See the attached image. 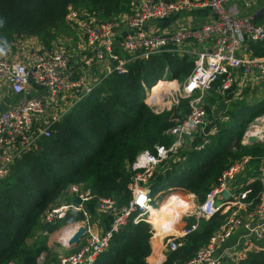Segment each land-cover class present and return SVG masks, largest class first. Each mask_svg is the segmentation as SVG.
Instances as JSON below:
<instances>
[{
  "label": "built area",
  "instance_id": "obj_1",
  "mask_svg": "<svg viewBox=\"0 0 264 264\" xmlns=\"http://www.w3.org/2000/svg\"><path fill=\"white\" fill-rule=\"evenodd\" d=\"M200 8L209 10L210 16L196 25L160 29L155 24L170 15ZM64 19L67 31L56 33L48 44L28 38L34 44L19 55L10 48L0 52V179L22 153L37 149L39 139L49 135L50 126L108 73H124L129 61L162 51L186 54L192 59V67L182 80L164 78L175 85L154 92L150 91L152 85H143V102L152 112L168 110L181 98H187L189 109L164 130L173 135L170 143H156L153 150L143 148L135 154L128 166L126 203L119 205L106 197L96 200L93 208L97 215L109 217L107 226L96 229L94 223L100 224L99 218L92 221L85 204L94 196L92 189L79 182L67 184L62 199L49 203L40 214L41 223H49L64 217L68 210L81 212L80 219L58 228L70 226L66 238L61 236L66 246L72 233L82 226L84 232L78 243L50 264H91L121 225L127 221L148 222L146 209L153 202L148 179L153 171L164 172L171 163L183 162L188 150L200 149L217 131L218 120L227 119L224 111L215 109L216 101L228 102L244 88L255 92L262 88L264 55L253 54L249 43L264 38V0H128L127 10L113 13L111 18L69 4ZM211 88L214 92L209 97ZM240 142H246V137ZM249 158L242 155L224 168L216 183L194 205L196 221L207 219L217 210L228 213L207 242L182 264L237 260L263 238L264 188L257 192L253 207L247 209L250 201L242 199L250 188L242 187L233 197L228 187L241 182L237 174ZM255 178L263 182L264 160L255 176L242 180V186ZM223 190L226 197L221 194ZM196 221L182 227L180 236L164 231L157 251L164 253L178 247L180 237L195 229ZM151 238L155 236L150 233Z\"/></svg>",
  "mask_w": 264,
  "mask_h": 264
},
{
  "label": "trees",
  "instance_id": "obj_2",
  "mask_svg": "<svg viewBox=\"0 0 264 264\" xmlns=\"http://www.w3.org/2000/svg\"><path fill=\"white\" fill-rule=\"evenodd\" d=\"M69 4L98 17L111 18L113 13L127 10L128 0H0V47L10 46L16 37L23 35H35L41 43L48 44L59 30L67 31L64 15ZM249 46L253 54L264 55V38L250 42ZM191 67L190 56L169 51L129 61L124 73L105 75L52 124L49 135L39 139L37 149L26 151L14 160L9 172L0 179V264L8 261L49 264L54 259L55 256L50 257L46 252L43 260L38 261L46 246L30 244L27 239L82 217L81 212L68 210L54 222L40 221L44 208L61 187L71 182H81L92 189L94 196L85 203L86 208L107 226L109 217L97 215L93 208L96 200L106 197L119 205L126 203L128 166L135 154L143 148L153 150L156 143H170L173 135L164 130L189 109L187 98H181L168 110L152 112L143 102V85L153 88L166 79L182 80ZM212 88L207 92L209 97L214 92ZM263 109L264 99L252 105L243 99L230 100L224 111L227 119L216 122L217 131L209 135L200 149L188 150L183 162L171 163L164 172L153 171L151 190L155 191L163 182L172 183L201 200L222 170L242 155H249L248 163L256 165L264 157V141L241 143L240 137L247 123ZM249 164L245 167L246 177L258 172L254 165L257 172L253 174ZM242 187L250 188L242 200L250 201L246 208L251 209L257 192L264 188V179L260 182L255 178ZM175 193L169 192L156 206H151L166 212L160 221L151 219L159 234L174 230L177 219L174 204L176 209L179 196ZM190 197L183 195L180 200ZM227 213L217 210L207 219H201L198 227L181 236V244L164 252L163 260L157 264H182L190 259ZM149 236L146 221H127L112 233L107 246L95 255L91 264H149L145 260L150 253ZM256 243L237 260L225 258L221 264H264V236Z\"/></svg>",
  "mask_w": 264,
  "mask_h": 264
},
{
  "label": "rangeland",
  "instance_id": "obj_3",
  "mask_svg": "<svg viewBox=\"0 0 264 264\" xmlns=\"http://www.w3.org/2000/svg\"><path fill=\"white\" fill-rule=\"evenodd\" d=\"M187 14H188V16H190L191 19L194 17L193 18L194 20L192 19L193 22L191 24L196 25L197 23H200V21H201L200 17L203 15V12L202 11H195V12H189ZM197 19H199V20L197 21ZM59 32H63V31L59 30L57 33H59ZM28 38H31V39L34 38V39L39 40V38L37 36H35V35L18 36L10 43V46H8V47H0V52L3 51L4 49L10 48V50H11V52L13 54H18L19 55L21 52H23L27 48L28 45L34 44L33 42L28 41L27 40ZM162 78H164V77H162ZM253 126H255V125H253ZM257 126L260 127V126H263V125H257ZM242 136L243 135H241L240 139L241 138L242 139L245 138V137H242ZM260 139H264V137L260 138ZM263 160H264V157L261 158L256 165H255V162L252 163V165H251V163L250 164L248 163L249 166H251L250 167L251 170H254L253 174H255L257 172L258 167L262 164ZM254 165L257 166V170H256ZM253 176H255V175H253ZM151 182H152V179L150 177L148 179L149 185H151ZM79 183H81V182H79ZM66 186L67 185L61 187V189L59 191V194L55 197V199L51 203H54V202L59 201V200L62 199V193L64 192ZM228 187H229L230 192L233 194V197H235L236 192L239 189L242 188V182H239L237 185H229ZM150 191H151L152 198H153L152 204L154 206H156L157 203H159L165 195L169 194V192H176L175 194L177 196L179 195L178 198H177L178 209H177V202H176V209H177V212H178V213H176L177 214L176 215L177 219H176V221H175V223L173 225V229L174 230L173 231L170 230L171 232L176 233V235L180 236L182 234V231L184 230V229H182V227H184V226L187 227L191 223L196 221L193 209H194V205H196L197 202H199L200 200H198L197 197L194 194L191 195V197H190L191 199H190V201L188 202V205H187V211H185V213H184V212H181L180 209H179L180 196L188 195L190 192H188L187 190H183L180 187H177V186L173 185L172 183L171 184H167L166 182H163L155 191H152L151 189H150ZM162 214H165V212L162 213ZM89 216H90L92 221L95 220V215L90 213ZM149 216H150V214H149ZM98 218H99V221L103 220V219H100V217H98ZM201 219L202 218H198L197 219L196 228L198 227V224L200 223ZM173 220L174 219H171V221H173ZM147 223L149 225V230H150L151 235H154L155 238L149 239L150 253L145 257V260L150 261L152 264H157L158 262H160L162 260V255H158V253H156V255H155L154 251H157V250L160 249L159 248L160 246L158 244L160 243L159 242V239H160L159 237L162 235V233L159 234L157 232L156 228L154 227V226H156V224H153L152 221L148 220ZM159 225H161V224H159ZM58 228H55L51 232H47L45 234H37L33 238L27 239V242L30 243V244H37V245L38 244H44L46 246V251L43 250L41 252L40 256L37 257L38 261L43 260V256L47 252L50 257L55 256L54 259H52L49 262V264H50V263H53L56 260V258H57V256L59 254H62V253H65V252H68V251L71 250V248L65 246L64 242H62V240H61L62 239L61 236H64V238H66V236L68 235L69 229L64 231V233L62 234V230L64 229V227L61 228V229H58ZM160 229H162V228H160ZM161 253H163V252H161ZM163 255H164V253H163ZM156 257H159V258L156 259Z\"/></svg>",
  "mask_w": 264,
  "mask_h": 264
},
{
  "label": "crops",
  "instance_id": "obj_4",
  "mask_svg": "<svg viewBox=\"0 0 264 264\" xmlns=\"http://www.w3.org/2000/svg\"><path fill=\"white\" fill-rule=\"evenodd\" d=\"M195 11H202L203 12V15L200 17V20H201L200 22H202L203 17L205 18L207 16H210L209 10L204 9V8H202V9L200 8V9L191 10V11H182V12L176 13L175 15H170V16L162 19V20L156 21L155 24L160 29H162V28H165V29H174V28H177V27H182V26H185V25H189V24H191L193 22L192 19L194 17L191 19L190 16H188L187 13H189V12H195ZM198 20L199 19H197V21ZM263 86H264V84H263ZM263 86L259 90V92H255V91H252V90H247V92H245L243 89H241L239 91V95H238V97H236V99H238V100L243 99V100H245L246 104H249V105L255 104L259 100L264 99V87ZM232 99H235V98H231L230 100H232ZM218 100H219L218 102L216 101V104H215L216 107H215V109H220L222 111H225V109L227 107V104L229 103L230 100L228 102H225V101H223L221 99H218ZM221 104H222V106L219 107V105H221ZM253 125H255V126H257V125H263V126H260L259 127V130L260 131H257L258 132L257 133V132H255V131H253L251 129V127ZM263 127H264V109H263V111L260 114H255L254 117L247 123V125L245 127V130L243 131V134H242L243 136L242 137H247L248 135L251 134V135H254V137L258 138L259 140L264 141V139H260L259 138V137H264V130L262 131V128ZM245 167H244V169H243V171L241 173L237 174V180L238 181L241 180V182H242V180L244 179V177L245 178H248V177H246L247 174H246ZM152 209H154V208H152ZM155 209L156 210H160L162 213L165 212L164 209H158V208H155ZM174 209H175V204H174ZM165 214H166V212H165ZM165 214H163V217L165 216ZM157 215H160V214L157 213ZM94 224H95V227H96L97 230H100L101 228H103V222L102 221H101V224H99V222H98V225L96 223H94ZM156 253H158V255H162V253L159 252V251H154V254L155 255H156ZM158 258L159 257H156V259H158ZM163 258H164V256L162 255V260H163ZM147 262L149 264H152L150 261H147Z\"/></svg>",
  "mask_w": 264,
  "mask_h": 264
},
{
  "label": "bare ground",
  "instance_id": "obj_5",
  "mask_svg": "<svg viewBox=\"0 0 264 264\" xmlns=\"http://www.w3.org/2000/svg\"><path fill=\"white\" fill-rule=\"evenodd\" d=\"M168 84H174L175 85V82L174 81H170L169 82V80H165L161 84L157 85L156 87L151 88L150 91L154 92V91H158V90H161V89L163 90V89H165L167 87ZM251 129L253 131H255V132L260 131L258 126H253ZM189 201H190V199H188V200H180L179 209H180L181 212L187 210V205H188ZM150 206H153V204H148L147 205V209H146V212L148 213L147 217H148L149 221H151V219L156 220V221H160L163 218L162 212L160 210H156L155 208L152 209V207H150ZM174 212L177 213L176 209H175ZM157 213L160 214V215H157ZM149 214H150V216H149ZM69 227L70 226H68V225L64 226V229L62 230V234L64 233V231L68 230Z\"/></svg>",
  "mask_w": 264,
  "mask_h": 264
},
{
  "label": "water",
  "instance_id": "obj_6",
  "mask_svg": "<svg viewBox=\"0 0 264 264\" xmlns=\"http://www.w3.org/2000/svg\"><path fill=\"white\" fill-rule=\"evenodd\" d=\"M246 139H247L246 142H253V141L259 140L258 138L254 137V135H251V134L248 135ZM221 194L222 196L226 197L227 195L226 190H223ZM75 201L78 202V199H75ZM218 202H219L218 200H215L214 202L215 205H218ZM83 232H84V228L82 226L78 227L69 237L66 246L69 248L75 247L79 241V238L82 236Z\"/></svg>",
  "mask_w": 264,
  "mask_h": 264
}]
</instances>
